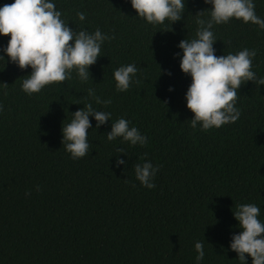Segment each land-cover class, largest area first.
Wrapping results in <instances>:
<instances>
[{
    "label": "trees",
    "instance_id": "obj_1",
    "mask_svg": "<svg viewBox=\"0 0 264 264\" xmlns=\"http://www.w3.org/2000/svg\"><path fill=\"white\" fill-rule=\"evenodd\" d=\"M254 2L264 18V0ZM54 3L73 32L99 28L111 39L87 81L73 71L30 96L20 85L31 69L0 59V264H195L196 241L205 253L200 264H239L228 250L239 231L232 210L255 203L264 221V84L237 88L234 123L190 127L191 78L179 68L177 45L195 38L197 15L206 18L211 4L185 0L180 20L154 26L128 0ZM213 31L216 56L255 49L251 70L264 76V29L230 19ZM8 39L0 36V54ZM128 63L138 69L134 82L117 92L112 73ZM89 88L110 103L96 104ZM87 103L111 116L97 127L89 115V151L72 159L61 129ZM120 117L147 138L144 146L107 140ZM144 162L157 167L152 189L135 178L134 165Z\"/></svg>",
    "mask_w": 264,
    "mask_h": 264
},
{
    "label": "clouds",
    "instance_id": "obj_2",
    "mask_svg": "<svg viewBox=\"0 0 264 264\" xmlns=\"http://www.w3.org/2000/svg\"><path fill=\"white\" fill-rule=\"evenodd\" d=\"M135 16L145 23L158 25L181 19L185 0H128ZM211 4L207 17L197 15L195 38L182 39L177 47L182 50L179 68L190 76L191 83L184 94L186 107L194 113L190 127H199L203 131L219 128L234 123L240 117L236 105L237 88L248 80L257 85L264 84V76H257L251 70L255 49L247 47L225 55L216 56L212 47L216 36L213 28L227 24L230 19L241 23L255 24L264 29V18L255 13L254 0H203ZM80 21L85 20L84 12H77ZM9 36L0 59L15 63L19 68L28 67L31 72L23 79L21 91L26 95L38 93L46 85L63 82L71 78L73 71L81 81L89 79L88 66L100 55L101 45L108 39L107 34L97 28L93 32L84 30L73 32L61 18V11L56 8L54 0H12L11 4L0 5V36ZM71 41V43H69ZM138 69L133 63L121 65L114 69L112 76L117 92L127 91L134 82ZM170 75V73H167ZM5 84V83H4ZM172 91L171 86L167 89ZM98 105H107L110 100H101L94 89L87 90ZM89 115L97 121V127L111 116L110 112L95 111L91 103L83 109L72 113L70 122L61 129L65 151L72 159L84 157L89 151L86 139L90 128ZM124 117L112 123L107 140L122 137L130 146H144L147 138L136 126H130ZM146 155V154H145ZM124 164L117 159L116 166ZM135 178L141 186L148 189L155 187L152 182L157 172L151 162L134 165ZM25 195H28L26 192ZM260 207L255 203L237 204L232 210L239 231L231 233L228 250L235 252L239 264H264V221L258 219ZM195 264L204 258L201 241L194 243ZM247 254V255H245Z\"/></svg>",
    "mask_w": 264,
    "mask_h": 264
}]
</instances>
